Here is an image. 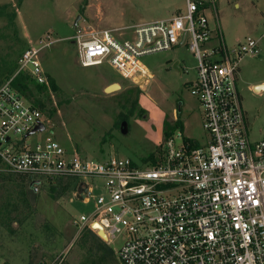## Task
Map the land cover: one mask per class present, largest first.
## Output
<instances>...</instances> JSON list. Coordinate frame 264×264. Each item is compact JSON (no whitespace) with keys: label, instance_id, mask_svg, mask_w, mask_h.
Wrapping results in <instances>:
<instances>
[{"label":"built area","instance_id":"1","mask_svg":"<svg viewBox=\"0 0 264 264\" xmlns=\"http://www.w3.org/2000/svg\"><path fill=\"white\" fill-rule=\"evenodd\" d=\"M185 1V12L140 24L127 39L83 26L71 40L84 68L107 65L143 92L154 76L142 58L187 47L198 62L190 89L203 109L207 142L172 132L155 161L140 166L121 157L89 161L52 137L31 146L28 139L42 133L33 131H46L51 121L12 82L22 72L49 86L41 53L50 44L42 41L23 52L17 73L0 86V173L74 180V197L93 203L76 226L109 247L122 239V264H264V137L251 139L238 88L240 64L260 55V42L249 37L229 47L220 27L210 28V18H219L217 0Z\"/></svg>","mask_w":264,"mask_h":264},{"label":"rangeland","instance_id":"2","mask_svg":"<svg viewBox=\"0 0 264 264\" xmlns=\"http://www.w3.org/2000/svg\"><path fill=\"white\" fill-rule=\"evenodd\" d=\"M0 5H8L4 14L0 10V83L10 79L14 65L19 69L21 55L28 47L39 48L42 41L50 44L41 59L59 91L26 81V99L40 106L51 121L46 131L28 139L31 146L52 137L69 152L89 161L121 157L140 166L147 157L162 151L164 131H180L200 144L207 142L203 109L190 89V82L197 77L198 62L187 47L142 58L154 76L143 92L107 65L84 68L71 40L83 26L119 28L113 30L114 34L127 39L140 24L185 12V0H24L20 8L16 0H0ZM217 9L220 21L210 18V28L216 32L220 27L229 47L249 37L260 42V55L242 60L238 82L251 139L259 141L264 137V91L257 93L254 86L264 83V0H217ZM13 11L17 15L14 24L10 23ZM122 28L131 29L121 32ZM176 60L188 69L187 73L181 75L174 68ZM111 81L119 82V91L104 90L105 83ZM178 120L184 131L175 128ZM123 122L128 124L127 133ZM36 182L0 177L2 262L122 264L118 257L122 239L109 247L90 228L76 226V220L91 213L93 203L74 197V180Z\"/></svg>","mask_w":264,"mask_h":264},{"label":"trees","instance_id":"3","mask_svg":"<svg viewBox=\"0 0 264 264\" xmlns=\"http://www.w3.org/2000/svg\"><path fill=\"white\" fill-rule=\"evenodd\" d=\"M23 2H24V0H16V6L20 8L22 6ZM6 8H8V5H5V6L0 7L1 14H4V12H5L4 10H6ZM16 18H17L16 12L13 11V13L11 14V17H10V23L14 24V20ZM18 68H19V63H18ZM17 71H18L17 65H14L13 68L10 70V74H11V77L10 78H12L17 73ZM27 80L32 81V79L30 78L29 75L21 72L20 74H18L15 77V79L12 82L13 87L16 88L24 97H28L27 96L28 84L26 82ZM4 83L5 82L0 83V86H2ZM36 85L37 86H41V87H43L45 89H52L53 91H56V92L59 91L58 85L56 84V82L54 81V79H52L50 77H49V86H42V85H38V84H36ZM36 106H38V105H36ZM175 128L176 129H178V128L181 129L182 128V125L180 124L179 121H177V123L175 125ZM171 135H172V131H170V132L164 131V136H165L166 139H168ZM145 161H155V154H152L149 157H147L145 159ZM3 175L4 174H1L0 173V177H2ZM22 178L26 179L28 177H22Z\"/></svg>","mask_w":264,"mask_h":264},{"label":"water","instance_id":"4","mask_svg":"<svg viewBox=\"0 0 264 264\" xmlns=\"http://www.w3.org/2000/svg\"><path fill=\"white\" fill-rule=\"evenodd\" d=\"M113 85H114V84H113ZM106 91H107V89H106ZM255 91H256L257 93L260 92V91H264V85H260V86L255 87ZM122 128H123V131H124L125 133H127V130H128V124H127V122H123V123H122ZM43 131H45V126H44V125H40L36 130L33 131L32 134H35V133H37V132H43ZM36 183L39 184V181H37ZM84 191L86 192L87 189H85ZM82 192H83V189H82V185H81L80 188H79V193L82 194ZM79 196H80L81 199H83V195H79ZM96 227L99 228L98 225H96ZM99 233H100L103 237L105 236V234H104L101 230H99Z\"/></svg>","mask_w":264,"mask_h":264},{"label":"crops","instance_id":"5","mask_svg":"<svg viewBox=\"0 0 264 264\" xmlns=\"http://www.w3.org/2000/svg\"><path fill=\"white\" fill-rule=\"evenodd\" d=\"M1 6V5H0ZM217 21V23H219V21H220V16H219V18H218V20H216ZM117 29H119V28H115V29H108V30H117ZM221 29V28H220ZM222 30V29H221ZM223 32V31H222ZM174 68L176 69V70H178L179 71V73L182 75L184 72H182V71H180V69H179V67H182L181 66V61L180 60H176V61H174ZM118 81H111V82H106L105 83V85H104V90L106 91V89H107V87L108 86H110V85H113V84H118L117 83ZM258 85H264V83H260V84H258ZM258 85H255L254 87H257ZM179 121V120H178ZM177 122V121H176ZM179 129V128H178ZM182 131H184V125L182 124ZM186 137V136H185ZM186 138H188V139H190V140H193V139H191V138H189V137H186ZM194 141V140H193ZM8 263V262H7Z\"/></svg>","mask_w":264,"mask_h":264},{"label":"bare ground","instance_id":"6","mask_svg":"<svg viewBox=\"0 0 264 264\" xmlns=\"http://www.w3.org/2000/svg\"><path fill=\"white\" fill-rule=\"evenodd\" d=\"M119 90H120V86L118 84L110 85L107 88V91L109 93H113V92H116V91H119Z\"/></svg>","mask_w":264,"mask_h":264}]
</instances>
